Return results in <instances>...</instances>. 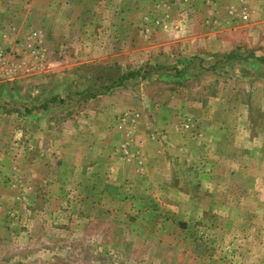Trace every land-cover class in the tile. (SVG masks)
I'll return each mask as SVG.
<instances>
[{
  "label": "rangeland",
  "instance_id": "374dc122",
  "mask_svg": "<svg viewBox=\"0 0 264 264\" xmlns=\"http://www.w3.org/2000/svg\"><path fill=\"white\" fill-rule=\"evenodd\" d=\"M0 264H264V0H0Z\"/></svg>",
  "mask_w": 264,
  "mask_h": 264
},
{
  "label": "crops",
  "instance_id": "0c3cea01",
  "mask_svg": "<svg viewBox=\"0 0 264 264\" xmlns=\"http://www.w3.org/2000/svg\"><path fill=\"white\" fill-rule=\"evenodd\" d=\"M207 129H209V128H206V137H204V140H209V141L212 140V141H214V144H223V141H226L225 136L219 135L220 131H218L217 136L214 137V134H216V131H214L212 135H209V130H207Z\"/></svg>",
  "mask_w": 264,
  "mask_h": 264
},
{
  "label": "trees",
  "instance_id": "16d2710c",
  "mask_svg": "<svg viewBox=\"0 0 264 264\" xmlns=\"http://www.w3.org/2000/svg\"><path fill=\"white\" fill-rule=\"evenodd\" d=\"M128 75H129V74H127L126 77H127ZM119 79H121V78L119 77V78H118V82H114V83H112L110 86L107 87V89H109V88L112 87V86L117 85V84L119 83Z\"/></svg>",
  "mask_w": 264,
  "mask_h": 264
}]
</instances>
